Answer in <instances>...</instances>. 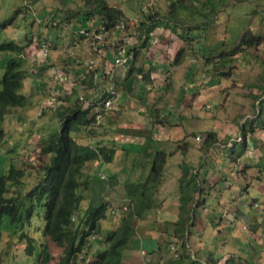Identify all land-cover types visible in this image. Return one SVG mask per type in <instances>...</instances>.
I'll return each instance as SVG.
<instances>
[{
    "label": "rangeland",
    "instance_id": "obj_1",
    "mask_svg": "<svg viewBox=\"0 0 264 264\" xmlns=\"http://www.w3.org/2000/svg\"><path fill=\"white\" fill-rule=\"evenodd\" d=\"M36 1L37 0H30L33 7H36L37 16L42 18V23L35 21V16L28 11L23 0H0V20L12 16L17 9L22 8V11L14 19V22L0 31V43L14 41L25 45L30 39H32L30 41L31 44L36 43L39 46L44 41L54 46H57L60 43V45H63V48L66 50V53H69L74 49L78 50L79 47L77 44L74 45V42L69 38L68 27L53 26L47 22L46 19L47 17L49 19L53 18L56 20H62L66 12L63 9H60V4L61 6L62 4L63 6H67L69 3L68 1L74 2V0H46L48 1L49 6L47 12L45 9H41L40 7H37V5H34ZM108 1L110 3H118L123 8L124 17L126 19H134L137 16V22L135 21V25L132 27L134 39L138 38V32L141 31L138 27L139 22H142V20H150V16L157 17L158 19L167 16L168 11L166 12V8L170 5L168 0ZM203 1L208 2L209 0H199L196 3H193V0H185L183 2L184 4L189 5L194 4L201 9L200 6ZM219 1H225V3L211 4V6L215 5L217 11L208 19L206 16V21L210 22L209 24L205 23L204 18L201 19V15L194 19L191 13L192 10H188L185 7H181V11L179 10V16H173V19L176 22L169 24L160 19V26L166 28L164 30L167 34H169L170 31H172V33L175 32V38L172 41V44L176 42H178V44H175L172 47L176 50L177 48L180 49L182 46H185L186 48L184 53L185 56L183 55L178 61L174 59L173 64L171 65L172 68L161 70V77L165 80L164 82L170 80L171 83H173L171 86V93L175 94L178 92L181 96L190 94L186 95V99L188 100L190 98L191 115L185 117V120L182 118L184 121V133L182 136H184L186 132L191 133L192 141L195 144L193 137L195 138L196 134H201L203 142V135L207 136L209 131L214 129L217 131L215 133L217 137L216 140L218 141L217 143L211 144L210 147L209 144L207 145V142L197 143L191 147V157L193 160L198 161L197 168L205 167L204 171L199 169V172L195 173L192 180L189 182L187 180L185 182L186 184H184V182L179 183L177 181L174 183H170L169 181L163 183V179H160V184L165 185V189L162 191L164 196H167V193L173 192L172 187L174 188L175 193H180L182 186L184 190L185 187L192 186L195 182H199V191L202 190V192H200V197L198 198V203L193 207L195 215H192L191 211L188 212V214L191 215V220L187 225V229H190L191 234L187 235L186 246L182 245L181 242L178 243V249L183 252L178 264H202L203 261L199 258L201 255L203 256L202 258L206 259L210 251H212L216 254V257L220 256L230 249V245L233 246L232 250L234 252L240 248L242 250V248L247 246L250 256L247 257L245 249L242 250L243 254L238 258H219L218 264H264L259 261L260 258L254 259L256 255H254V250L251 247L250 241H248V238L252 235L253 219L251 215H257L264 229V211L253 206L255 212L249 215V211L246 209L247 197L242 196L241 200L237 203V206L240 208V211L237 213L240 214H238L237 218L233 217V221L230 222V219H232L231 216L227 215V213L222 214L220 213V210L215 209L218 200L221 198V193L229 195L228 193H230V189H228L227 192H224V190H221L222 188L218 187L216 190L217 196H210L209 191L211 190L212 185L205 180V171L210 169L219 173L218 169L220 168L222 169L223 173H221L223 177H227L233 183L236 182L235 175L238 174L241 178L240 182L245 188L247 184L245 171H247V165H249V189L252 193L251 196H249V200L252 198L261 199V194L258 193L251 181L254 179H264V158H261V154H264V145L261 141H253V138H250L249 147H253V150L244 147L242 145L243 143H237L235 147H230L229 145H234L230 144L233 141H231L232 139L229 137L231 135H233L231 138L234 139L238 137V132L232 130L236 128V124L239 125V121L241 120L240 115H244L243 113H252L254 115L253 117L255 119H250L247 123L248 128L254 126V128L261 131L260 126L261 124H264V93L256 102L255 98H253V94H258L260 93L259 91H263L264 89V0ZM75 4L76 2L72 4V6L74 7ZM57 6H59V8H56ZM189 9H191V7ZM206 11L208 10L205 6V12ZM170 15L172 14L170 13ZM170 15L168 17H170ZM80 16L82 15L80 14ZM198 18L200 19L198 20ZM71 21H73V24L77 23L78 27L80 26L78 24L79 22L74 21L73 18ZM199 21L202 22L201 25L199 24ZM186 23L190 24L193 30L190 31V35H188L187 38L188 40L185 42L181 37L178 40L177 33L179 34L182 31H186L184 27ZM198 24L199 28L197 29L196 26ZM173 26L176 27L175 31L172 29ZM205 27L206 29L208 28V32L205 31ZM247 28H250L255 34L263 36V41L260 45L247 48L243 53H239L235 57L231 56L232 59H229L228 61H226L225 58H228L229 56H224L223 62L219 61L217 56L213 57L212 61L211 59L207 61L208 56L220 53L223 50H231L235 44L241 41L242 34ZM156 38L154 39L155 42L157 41ZM147 52L148 57L154 56L152 48L147 49ZM8 57L9 53L0 51V79L5 71V61ZM79 57L81 56L74 57L75 62H77V60L80 61ZM83 57L85 58V56ZM174 58H176V54ZM27 63H31L29 58ZM80 63L78 65H81ZM40 64L41 63H39V65ZM204 70L205 76L203 77ZM56 71L57 69L54 70V72ZM65 71L70 75L77 74V72L72 73L71 70L67 71L65 69ZM198 76L199 78L197 79ZM32 78V76L27 75L23 80V85L29 84L32 81ZM62 90H66L69 94L71 91L70 84L64 85V89L62 88ZM93 92H96V90L94 89ZM201 92L203 95L199 98L198 94ZM56 93L58 94L59 92L56 91ZM74 98H77V95L76 97L74 96ZM52 99L55 98L50 94L47 100L51 101ZM250 100L253 102L251 106L249 105ZM29 111L31 113L33 112L32 109ZM198 114L202 117H199ZM152 115L155 117V114ZM22 117V119L21 117L18 118V122L22 125L23 123H27V125H33L35 129L39 128L36 127V123L33 124L32 120L28 121L26 119L28 117L27 113L23 114ZM176 117L180 118V115L177 114ZM148 119L150 121L153 120L151 115L148 116ZM78 131H80V129ZM192 132L197 133L194 134ZM83 134L84 132L82 130L76 137L80 139ZM37 139H39L40 142L42 136L40 135ZM9 140L10 139L8 138L7 141L3 140L0 142V176L10 167L11 162L18 164V159L21 160L20 166L28 169L41 166L50 161V156L40 153L41 142L39 143V146L36 144L34 149L30 148L26 151L24 150L23 152H20L21 147L26 146V143L14 147ZM226 142H228V146H223L222 144H225ZM203 145H205L204 148L200 147ZM22 154L26 155L23 157L21 156ZM138 163H140V160H138ZM34 170L35 169L33 168L30 171ZM166 170L169 178V176H171L170 170ZM211 180H214V178L212 177ZM237 191L238 189L236 188L235 192ZM121 192H125V189H121ZM202 194L203 196H208V198L206 202L200 204V199L203 198L201 197ZM109 195L112 205L115 206L118 212L113 215L109 208L106 218L102 219L101 223L103 226L108 223L109 228L113 229L118 225L123 215L121 208L123 205L129 204L130 201L128 199L122 200L123 198L120 195L118 196L117 190L111 187H109ZM179 201L181 206V195ZM223 201L225 202L226 200L224 199ZM94 202L96 203V199ZM233 205L228 203V206L231 209L234 208ZM252 205H255V200L252 201ZM256 206L262 207L263 205L258 203ZM37 212L38 213H36L33 218V225L40 226V228L35 232L29 231L31 235H35L38 238L34 241V254L31 255L25 250L26 242L19 239L16 235L10 234L14 229L10 220L6 216L2 219L0 223V226L3 229L0 233V264H36L38 262L37 253L41 249L39 244V241L41 240H44L46 243L48 242L49 247L51 248L50 251L53 254V260L49 264H54V262L57 261L61 254V248L58 245L53 244L49 237L44 236L41 233V226L44 221V210L40 207ZM179 215L180 211L178 216ZM241 217H244L246 221L241 220ZM161 219L164 218L161 217ZM164 226L167 227V225L163 224L161 225V229ZM214 227L217 228L216 231ZM219 229H221V231ZM160 232H162V230ZM196 233H201V238L205 239L204 243H202L201 238H194ZM98 236L103 238L102 232ZM145 236L146 234L143 233L140 237L143 239ZM151 236L154 235L151 234ZM89 240L92 246L90 252L91 249L94 251L97 246H99L100 251L104 249L102 242L96 246V241L93 237H90ZM226 240L230 241L225 243ZM172 242L177 241L167 239V241H165L166 247ZM202 246L205 247V250L203 253H199V250L202 251ZM260 249H264V246L262 245ZM165 251L167 252V257L171 256V258H174V253L172 251ZM184 251L187 253L185 254ZM239 253L241 252L239 251ZM262 259L263 258H261V260Z\"/></svg>",
    "mask_w": 264,
    "mask_h": 264
},
{
    "label": "crops",
    "instance_id": "obj_2",
    "mask_svg": "<svg viewBox=\"0 0 264 264\" xmlns=\"http://www.w3.org/2000/svg\"><path fill=\"white\" fill-rule=\"evenodd\" d=\"M68 2L67 6H63V4L61 6L60 4V9H63L66 12L64 17L66 19L67 17L72 16L74 12L77 13V10L86 11L88 9L87 7L90 5L88 3L89 0H74V2ZM75 2L76 4L73 7L72 4ZM168 2L170 3L171 0H168ZM112 4L123 9L118 3ZM34 5H37V7H40L41 9H45L46 12L49 10L48 1L46 0H37ZM56 8H59V6ZM80 14L82 15L81 12L77 15L80 16ZM70 18L61 22L64 24H60L59 26L68 27L67 24L72 25V17ZM132 20L137 22V16ZM150 20L146 21L148 22ZM154 20L158 21L159 25L149 34L150 37L148 42L143 46V41L140 38L135 39L136 44L134 49L135 54H137V65L143 64L145 69L149 68L151 64L154 66L151 70V81L149 83L144 82L138 75H136V70H133L131 74H128V68L130 65L110 68L108 63H110L111 54L109 53V58L99 61L101 71L106 74L107 79L113 77L118 87L121 89L122 97L117 102V108L109 112L100 125L93 128V130L87 135L85 130H83L84 134L81 135L82 138H77L78 142L85 146H89L88 143L91 140H95L98 147L93 149L96 152V159L88 160L86 162V168L84 170L85 174L92 176L98 175L100 168L103 167L108 175L107 181L91 177V186L86 189L85 194L92 193V198H94V200L96 199L97 201L102 202L109 201L111 205L112 202L109 199V187L117 190L118 196L120 195L123 198L122 200L131 199L136 192L141 190L137 184L144 182L147 178L150 172V167L155 164L156 155L160 150L167 152L165 169L161 178L163 179V183L166 181H169L170 183L177 181L186 184L185 182L187 180L189 182L191 176L198 173L199 169L202 171L205 169V167L197 168L198 161L193 160L191 157V147L197 144L194 137L193 140L195 144L192 141L191 133L186 132L185 135L182 136L184 133L183 120H185V117L191 115L190 98L188 100L186 99V95L190 94L181 96L178 92L175 94L171 93V86L173 83H171L170 80L164 82L165 80L161 77V70L172 68L171 65L175 59V54H177V50L179 49L177 48L176 50L172 47L173 45L178 44V42L172 44V41L175 38V32L172 33V31H170L169 34H167L164 30L166 28L160 26L161 20L157 17ZM89 23L91 24L92 21ZM68 29L69 38L74 42V45L77 44L79 47L78 50H74L78 56H81L79 57L81 63L79 60L75 62V58L70 57L69 53H66V50L63 48V45H60V43L57 46L51 45L52 51L46 57H44L41 46L36 43L30 44L27 48V58L31 61L30 64H27L28 75L33 78L29 84L23 85L21 92L28 96V104L25 107L17 108L11 114L7 115L4 122L6 129L5 141L9 138V142L14 147L26 143V146L21 147L20 152H23L24 150L26 151L30 148L34 149L36 144L39 146L40 142L37 137L41 135L42 138H44V136L46 137L51 131L60 127V121L53 110L54 108L48 105L51 101L47 100L48 96L51 94V83L48 79L50 72L55 69H66L67 71L71 70L72 73H78L84 68L85 58L83 56H85L87 44L78 41V37L74 34L70 26ZM155 38L157 40L156 42L154 41ZM179 38L180 36H178V40ZM77 41L78 43H76ZM109 46L110 45H107V47ZM149 48L153 49L154 56L152 57H148L147 49ZM106 52L110 51L106 50ZM39 63L41 64L39 65ZM79 63L81 65H78ZM204 76L205 70L203 72V77ZM198 78L199 76L197 79ZM131 81L132 83L129 84ZM62 88L64 89V86ZM75 91H78V93L83 92L85 94L87 92V95H92L94 89L92 86H87L80 90L72 89L69 94L66 90H62V100L67 103L68 100H66L65 97L73 96ZM201 95H203L202 92L198 94V97L200 98ZM252 103L253 102L250 100L249 105L251 106ZM43 105H48V108L44 110L43 114L38 116L37 114ZM30 109L33 110L32 113L29 111ZM26 113L28 114L26 119L28 121L32 120L33 124L36 123V127L39 128L35 129L33 125H27V123H23L22 125L18 122V118L21 117L22 119V115ZM152 114H155V117ZM177 114L180 115V118L176 117ZM243 114L244 115H240L241 120L239 121V125L236 124L237 129L234 128L232 130L238 132V134L241 133V125L244 120L253 117L252 113ZM149 115H151V118L153 119L152 121L148 119ZM198 116L202 117L200 114H198ZM162 117L169 121L164 124L159 123L157 118L161 119ZM151 130L153 132V134H151L153 142H151L147 151H143L142 148L146 144L147 135ZM212 130L217 132L214 129ZM81 131L82 130L78 131L77 134ZM232 136L233 135L229 138ZM250 138H253V141H261L264 145V127L261 128V131L255 128V130L249 131L246 135V141L242 145L253 150V147H249ZM203 139L205 140L204 135ZM204 140L203 142H205ZM217 142L218 141L214 143ZM200 147L204 148L205 145ZM82 152L86 157L87 150H83ZM25 155L26 154H22L21 156L24 157ZM97 155L99 158H97ZM106 157L109 159L106 160ZM261 158H264V154H261ZM138 160H140V163H138ZM101 162H103V166ZM20 163L21 160L18 159V164L20 165ZM247 167L248 169L245 171V178L247 181L245 188L240 182L241 178L238 174L235 175L236 182L233 183L227 177H223V172L220 168L218 169L219 173L210 169L205 171V180L212 185L211 190L209 191L210 196H217L216 190L218 187L222 188L221 190H224V192H227L228 189H230V193H228L229 195L221 193V198L218 200V204L215 208L216 210H220V213H227V215L231 216L232 219H230V222L233 221V217L237 218L238 214H240L237 213L240 211L237 203L241 200L242 196L247 197L246 209L249 211V215L255 212L254 207L264 211V179L262 180L258 177L261 180L254 179L251 181L258 193L261 194V199L252 198L249 200V196H251L252 193L249 189V165H247ZM166 169L170 170L171 176H169V178ZM212 177L214 180H211ZM93 178H95V180ZM236 188L238 189L237 192H235ZM121 189H125V192H121ZM164 189L165 185L160 184L159 192L156 196V206L147 211L145 217L137 218L136 233L129 240L128 246L124 250L123 264H178L179 259L182 257L183 252L178 249L177 242H172L166 247L165 241H167V239L176 241L177 237L174 235V232L175 229L180 226V224L176 223L179 219L178 214L180 211L179 197L182 191H188V193L191 194L193 187H185L183 190L182 186L180 193H175L174 188L172 187L173 192L167 193V196H164L162 193ZM196 194L197 193L194 194V197H197L198 194ZM201 197L203 198H201L200 204L206 202L208 198V196H203V194ZM224 199L226 200L225 202L223 201ZM254 200L256 203L258 202L263 206L252 205V201ZM228 203H231L232 205L234 204L236 207L233 205L234 208L231 209L229 208ZM161 217L164 219H161ZM251 217L253 219L252 235L248 238V241H250L251 247L254 250V255H256L254 259L260 258L259 261L264 263V249H260L262 245L264 246V229L256 214L251 215ZM241 220L246 221L244 217H241ZM163 224L167 225V227L164 226L161 229V225ZM214 229L215 231L217 230L216 227H214ZM161 230L162 232H160ZM219 230L221 231V229ZM143 233H145L146 236L142 239L140 236ZM151 234L154 236H151ZM194 238H201V233H196ZM201 239L202 243H204L205 239ZM229 241L230 240H226L225 243ZM173 245H175L180 252V258H171V256L167 257V252L165 250L172 251L171 246ZM232 247L233 246L230 245V249L220 256L216 257V254L210 251L206 259L202 258V255L199 258L204 262H202V264H206L207 262L210 264H218L219 258H238L243 254L242 250L245 249L247 257L250 256L247 246L242 248V250L241 248L237 249L236 252L232 250ZM96 250H98V248ZM201 250L202 251L199 250V253H203L205 247L202 246ZM239 251L241 253H239ZM261 258L263 259L261 260Z\"/></svg>",
    "mask_w": 264,
    "mask_h": 264
},
{
    "label": "trees",
    "instance_id": "obj_3",
    "mask_svg": "<svg viewBox=\"0 0 264 264\" xmlns=\"http://www.w3.org/2000/svg\"><path fill=\"white\" fill-rule=\"evenodd\" d=\"M183 1L185 0L171 1L166 8V12L168 11L167 16L160 19L167 21L169 24L176 22L173 16H179V10L181 11V7H185L188 10H192L191 13L194 19L201 15V19L204 18L205 23L209 24L210 22L206 21V16L208 19L217 11L215 5L211 6V4L225 3V1L219 0L203 1L200 9L194 4H184ZM197 1L199 0H193V3ZM88 3L90 5L86 11L77 10V13L74 12L70 16L74 18V21L79 22V27L77 23L74 24L77 28L96 24V17L107 24H112L118 18L124 17L123 9L107 0H89ZM205 6L208 10L206 12ZM190 7L191 9H189ZM21 11L22 8H19L12 16L0 20V31L12 24ZM79 12L82 13V16L77 15ZM168 14L170 17H168ZM70 17H67V19ZM67 19L59 20V25ZM149 19L151 20L148 22L143 20L138 24L139 29L146 34L145 38H142V35H138V38L143 41L142 45L148 42L149 34L159 25L158 21L154 20L156 19L155 17L150 16ZM87 21H92V23L88 24ZM201 23L199 21L200 25ZM199 24L196 26L197 29ZM184 27L186 31L177 33V35L186 42L193 28L187 23ZM172 29L175 31L176 27L173 26ZM207 29L205 27L206 32H208ZM81 38H78V41L85 42L89 46L88 42ZM30 41L31 39L25 45L14 41L0 43V51L9 53V57L5 61V71L0 79V142L6 136L4 127L6 116L17 108L25 107L28 104V97L20 92V89L23 87V80L28 75V68H26L28 64L27 48L31 44ZM262 41L263 36L255 34L250 28H247L242 34L241 41L235 44L231 50H223L220 53L208 56L207 61L210 59L212 61V58L217 56L219 61L223 62V57L229 56L225 58L228 61L232 59L231 56L235 57L239 53H243L247 48L258 46ZM185 50V46L178 50L176 61L183 57ZM136 61L137 54L128 68V74L136 70V75L142 74L141 79L149 83L151 81V70L154 66L151 64L149 68L145 69L143 64L137 65ZM214 70L217 71L216 69ZM259 92L258 94H253L255 102L264 93V89ZM76 93L77 91L74 92L73 96L65 97L68 100L67 103L63 102L53 109L59 118L60 127L51 131L40 140V153L49 155L50 161L41 166L33 167L34 171H30L33 168L26 169L19 164L11 162L10 167L1 174L0 223L6 216L14 227L10 234H14L22 241H25L26 252L29 255L34 254V241L38 238L35 235H31L29 231L35 232L40 228V226L33 225V218L38 213V208L42 207L44 210V221L41 226V233L49 237L53 244L61 248V254L54 264H123L124 250L127 248L129 240L136 233L137 218L145 217L147 215L146 212L156 206V196L159 192L160 179L165 169L167 152L163 150L158 152L156 162L150 167L147 178L144 182L137 184L141 190L132 197L133 207L123 213L118 225L113 229L109 228L108 223L103 226L101 221L107 216L110 202L101 201L95 204L92 193L85 194L86 189L92 183L91 177L99 179L98 175H87L84 171L86 162L96 159V152L91 147L80 144L76 137L79 129L85 130L87 135L90 130L88 127L91 126L95 118L90 115L89 108H83L78 100L74 98L77 95ZM250 119L254 120L255 118H246L242 124L243 126L241 125L240 135L245 138V141L247 133L255 130L254 126L249 128L247 126ZM157 121L164 124L169 120L162 117L161 119L157 118ZM260 127L263 128L264 124H261ZM151 134H153L152 130L147 135L146 144L142 148L143 151H147L151 142H153ZM216 139L215 131L210 130L204 141L210 147L211 144L217 141ZM227 143L222 145L228 146ZM241 143L244 144V142ZM229 146L232 147L231 145ZM83 150H87L86 157L82 152ZM108 157H106V160L109 159ZM194 176L195 174L191 176L190 180ZM93 179L95 180V178ZM198 185L199 182H195L191 186L193 187L191 194L188 191L181 192L180 215L176 221L180 226L175 229L174 235L177 237V243L181 242L184 246H186L187 235L191 234L190 229H187L188 222L191 220V215L188 212L193 210L191 204L194 202L197 204L199 201L198 198H194L196 192H199L200 196ZM73 214H77L76 220H73ZM192 215H195V211L192 212ZM2 231L3 229L0 226V233ZM101 232L103 238L98 236ZM90 237L95 239L96 246L102 242L104 249L100 251L99 246H97L94 251L91 249L90 252L92 247L89 240ZM39 244L41 249L37 253L38 262L36 264H49L53 260L51 248L48 242L46 243L44 240L39 241ZM97 248L98 250H96ZM184 253L186 254L187 252L184 251ZM206 264L210 263L207 262Z\"/></svg>",
    "mask_w": 264,
    "mask_h": 264
},
{
    "label": "built area",
    "instance_id": "obj_4",
    "mask_svg": "<svg viewBox=\"0 0 264 264\" xmlns=\"http://www.w3.org/2000/svg\"><path fill=\"white\" fill-rule=\"evenodd\" d=\"M25 1L30 10H33L29 2L30 0ZM54 23L56 24V22ZM134 25L135 20L120 17L112 24H107L99 19L94 25H85L75 30L73 29L75 35L82 37L89 44L88 56L84 61V68L77 74L70 75L66 72H52L50 75L51 80L57 85L70 84L71 87H82L85 85V81L89 79L98 86V92L90 98H86L84 95L79 96L83 108H94L96 123H100L105 118L106 114L114 107L121 96V91L115 86L113 81H110L106 88L100 85L103 81L104 72H102L99 67V61L107 58L108 52H106V50L110 51L112 54V62L108 64L110 68L125 66L134 59V46L136 44L132 31ZM138 35H142V38L146 36V34L141 31L138 32ZM107 45L110 46L107 47ZM41 46L43 51L47 53L49 50L48 45L43 43ZM57 95H59V93ZM195 140L196 143H201V134L196 135ZM243 140L244 138L238 134V137L236 139L233 138L231 141L242 142ZM233 142L230 144H233ZM89 145L94 149L98 148L95 140H91ZM101 177L106 178V174L101 172ZM123 209H128V206H124ZM113 212H115V210H113ZM172 249H174V247H172ZM177 255L176 253V256Z\"/></svg>",
    "mask_w": 264,
    "mask_h": 264
},
{
    "label": "clouds",
    "instance_id": "obj_5",
    "mask_svg": "<svg viewBox=\"0 0 264 264\" xmlns=\"http://www.w3.org/2000/svg\"><path fill=\"white\" fill-rule=\"evenodd\" d=\"M26 1L24 0V4L26 5V7H27V9H28V11L29 12H31L34 16H35V21H37V22H39V23H42V18L41 17H38L37 16V14H36V9L33 7V4L30 2V4H31V6L33 7V10H30V8H29V6L25 3ZM47 19V18H46ZM99 19H97V21H98ZM47 22H49L50 24H52L53 26H59V20H56V19H47ZM54 22H56V24L54 23ZM88 22V24H90L89 23V21H87ZM62 24V23H61ZM67 26L69 27H71V29H72V31H73V29L75 30V29H77L76 27H74L75 25L74 24H72V25H70V24H67ZM77 36V35H76ZM78 38H80L79 36H77ZM81 39H83V38H81ZM32 40V39H31ZM84 40V39H83ZM86 41V40H85ZM43 43H46L47 45H48V51H47V53H45V51H43V48H42V44ZM43 43H41V50H42V52L44 53V57H46L49 53H50V51L52 50V47H51V45H50V43H48V42H46V41H44ZM76 43H78V41L76 42ZM134 49H135V46H134ZM88 50H89V46H87V49H86V51H85V60H86V57L88 56ZM111 54V52H108V54ZM69 55L71 56V57H74V56H78L77 55V53L74 51V50H71L70 52H69ZM136 55V54H135ZM111 56H112V54H111ZM107 58H109V56H107ZM135 58V57H134ZM84 60V61H85ZM134 59H132L131 61H130V63L129 64H127V65H125V66H129V65H131V63H132V61H133ZM112 62V57H110V63ZM110 63H108V64H110ZM99 67L101 68V66H100V64H99ZM115 67H124V66H115ZM83 70V69H82ZM81 70V71H82ZM52 72H54V71H52ZM52 72H50V75H51V73ZM56 72H66L65 70H57ZM80 72V71H79ZM50 75H49V82L51 83V88H50V91H51V95L55 98V99H52L51 100V103L50 104H48V105H50L51 107H53V108H56L58 105H60L61 103H63L64 101L62 100V84L61 85H57V84H55L52 80H51V78H50ZM138 76H139V78L141 79L142 78V74H137ZM110 81H113L114 82V84H115V86L121 91V89L118 87V85H117V83L115 82V80L113 79V77H110V78H108L107 79V76H106V74H104V76H103V81H102V83L100 84L103 88H106L107 86H108V84L110 83ZM64 86V85H63ZM87 86H92L93 87V89H95L96 90V92H93V94L92 95H87V92H86V94L85 93H83V92H81V93H78V91H77V100H78V102L81 104V106L83 107V104L80 102V100H79V96L80 95H84L86 98H90L91 96H93L95 93H97L98 92V86L97 85H95L93 82H91L89 79H87L86 81H85V85H83L82 87H71V90L72 89H78V90H80L81 88H85V87H87ZM22 89V88H21ZM20 89V90H21ZM56 90L57 91H59V95H57V93H56ZM25 95V94H24ZM28 97V96H27ZM122 97V92H121V96H120V98ZM119 98V99H120ZM118 99V100H119ZM118 100H117V102H118ZM117 102L115 103V105H114V107L109 111V112H111L112 110H114V109H116L117 108ZM48 105H43L42 106V108H41V110L38 112V116H40L41 114H43V112H44V110L45 109H47L48 108ZM89 109H90V115H92V116H94V118H95V115H94V112H93V110H94V108L93 107H88ZM108 112V113H109ZM107 113V114H108ZM107 114H106V116H107ZM105 116V117H106ZM105 119V118H104ZM103 119V120H104ZM103 120L100 122V123H96V119H94V121L92 122V124H91V126L90 127H88V129L90 128V130L88 131V133H90L91 132V130H92V128L94 127V126H98V125H100L102 122H103ZM5 122V121H4ZM198 135V134H197ZM238 136V135H237ZM230 139H233V138H230ZM194 140H195V138H194ZM195 142H196V140H195ZM202 142V141H201ZM242 142H245V138H244V140L242 141ZM90 143V142H89ZM89 143H88V145H89ZM237 143H241V142H238V141H235V142H233V145L235 146ZM228 144V143H227ZM242 144V143H241ZM89 147H91L90 145H89ZM92 148V147H91ZM92 149H94V148H92ZM17 150V149H16ZM49 156V155H48ZM101 164H102V166H103V162H101ZM23 168H26V167H23ZM26 169H28V168H26ZM101 172H103V173H105L106 174V178H102L101 177ZM98 176H99V178L100 179H102V180H105V181H107L108 180V175H107V173L104 171V169H103V167H101L100 168V171H99V174H98ZM202 192V191H201ZM197 193V192H196ZM204 193V192H203ZM198 194V195H197ZM196 195H197V197H194V198H199V192L197 193ZM129 201H130V203L129 204H125V205H123V207L124 206H128V209H126V210H124L123 209V207L121 208L122 209V214L124 213V212H126V211H129L132 207H133V201H132V197H131V199H128ZM200 201H201V199H200ZM99 202H101V201H97L96 200V203L95 204H98ZM104 202V201H103ZM255 205H258V203H256L255 202ZM110 206H111V204H110ZM196 206V203L194 202V203H192L191 204V208L192 207H195ZM113 210H115V212H113ZM110 211H111V213L113 214V215H115L117 212H118V210L115 208V206H111L110 207ZM194 210H192V212H193ZM191 212V213H192ZM75 216V217H74ZM72 218H73V220H76L77 219V214H73L72 215ZM190 222V221H189ZM188 222V223H189ZM172 247H174V249H172ZM171 250L173 251V253H174V257L175 258H180V253H179V251L177 250V248H176V246L175 245H173V246H171ZM176 253L178 254L177 256H176Z\"/></svg>",
    "mask_w": 264,
    "mask_h": 264
}]
</instances>
